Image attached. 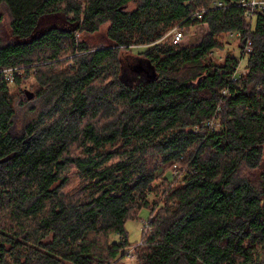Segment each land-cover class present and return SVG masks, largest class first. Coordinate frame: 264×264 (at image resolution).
I'll list each match as a JSON object with an SVG mask.
<instances>
[{
  "label": "trees",
  "instance_id": "1",
  "mask_svg": "<svg viewBox=\"0 0 264 264\" xmlns=\"http://www.w3.org/2000/svg\"><path fill=\"white\" fill-rule=\"evenodd\" d=\"M242 1L0 0V70L18 69L14 87L0 73V264H121L130 248L136 264H264V7ZM196 26L194 44L165 37ZM224 35L241 55L251 41L244 75L216 57ZM23 96L35 106L14 133Z\"/></svg>",
  "mask_w": 264,
  "mask_h": 264
},
{
  "label": "rangeland",
  "instance_id": "2",
  "mask_svg": "<svg viewBox=\"0 0 264 264\" xmlns=\"http://www.w3.org/2000/svg\"><path fill=\"white\" fill-rule=\"evenodd\" d=\"M134 6L135 5L132 4L130 6V8H133ZM0 13L2 15V20L0 21V38L2 39L3 42H7V41H10L13 39L11 36V29H10L11 16L9 14L8 8L3 4H0ZM206 30H207V26H196V27H193L192 29H190V31L184 30L186 37L183 41L184 42L183 44H194V43H196L206 33ZM169 33L170 32H168V35H166L165 37L169 36L171 38V35ZM104 35H105V30H102L100 33H97V34L92 36L93 39L91 42H93L94 44H101L103 42L102 38L104 37ZM226 40H227V37L224 35L223 41H224L226 50L225 51H219V52L216 51L215 52L216 57L218 59H220L222 57H225V55L227 54L228 51H231L236 56L241 57V65H240L239 69L244 70L246 63H247V57H243V55L240 54L239 39L232 38L231 44H227ZM131 47H132V51L130 50V52H133L135 54L141 52L144 49V46H141V45H133ZM23 72H25V71L23 70L22 73ZM17 73H18V71H17ZM240 74L244 75L245 73L240 72ZM127 75H128V73H127ZM23 80H24V83L22 85L27 86L31 91L36 90L38 83H37V79L35 77L29 76L28 78L23 79ZM8 85L11 87L16 86V77H15V81L13 83H9ZM15 89H13V90H15ZM17 105H18V107H17L18 113H17V116L15 118L14 133L22 132L26 123L31 120L32 113H30V111H31V108L33 106H35L33 102L28 101L27 98L24 96L17 99ZM174 165L175 164H172V165L166 164V165L162 166V168L158 171L159 174L161 172H163L161 177L157 181L158 183L163 182L164 178H166L167 176H170V178H175V176L180 177L181 174L184 173V171L186 169L185 163L177 162V166H174ZM261 171L262 170H260V169L255 170V169H249L247 167H243L241 173H242V175L249 178L253 182H257V180L259 179ZM71 180H72V185L67 187L66 191L73 192L74 190L78 189L77 188L78 179L74 175H72ZM149 217H150V209L147 207H144L138 212L137 218L129 219L126 222L125 228H126L127 233H128L129 243L131 245L140 243L142 241L143 230H144V227L146 226L147 222L149 221ZM119 238H120V236H118L117 234H114L112 236L113 240H119ZM132 254H133V248H130L128 250V255L122 260L121 264H136V259L133 258Z\"/></svg>",
  "mask_w": 264,
  "mask_h": 264
},
{
  "label": "built area",
  "instance_id": "3",
  "mask_svg": "<svg viewBox=\"0 0 264 264\" xmlns=\"http://www.w3.org/2000/svg\"><path fill=\"white\" fill-rule=\"evenodd\" d=\"M242 4L250 5V7H251L250 14H252L259 7H264V0H249L248 2L242 1ZM219 5L221 6L222 4L219 2ZM169 34L171 35V38H172L174 44H182L185 37H186L185 31L183 29H179V28H174ZM231 36L240 38L242 35L240 33H232ZM250 51H251V41H248V44L244 50L243 57H247L246 55ZM17 71H18L17 68L10 67V68H4V69L0 70V73L5 76L4 78L7 81V83L9 84V83H13L15 81V72H17ZM240 72L245 73L246 69L244 68V70H240L238 68L237 74L241 75ZM214 123H215L214 120H212V121L208 122V125L214 126ZM174 166H177V165H174Z\"/></svg>",
  "mask_w": 264,
  "mask_h": 264
}]
</instances>
